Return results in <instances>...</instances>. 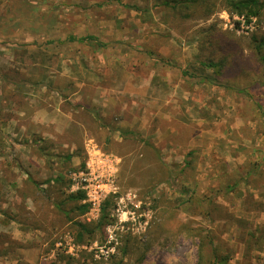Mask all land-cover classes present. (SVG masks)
Wrapping results in <instances>:
<instances>
[{
    "label": "rangeland",
    "instance_id": "374dc122",
    "mask_svg": "<svg viewBox=\"0 0 264 264\" xmlns=\"http://www.w3.org/2000/svg\"><path fill=\"white\" fill-rule=\"evenodd\" d=\"M68 1L0 0V27L25 28L29 32L22 39L31 43L26 50L0 48V96L11 94V80L41 72L30 54L32 31H39L42 38L68 37ZM162 1H75L83 11L76 8L71 14L86 12L92 21L103 18L106 25L126 29L119 40L121 53L127 52L123 64L128 62L138 78L151 79L149 87L148 83L131 90L148 98L151 91L153 108L146 114L144 108L138 114L127 113L135 127L116 130L115 138L105 129L99 132L97 147L117 157V189L99 208L84 199L81 203L89 210L71 213L73 220L95 228L83 242L77 239L78 227L55 205L81 190L73 175L87 169L93 146L74 139L72 147L65 131L56 136L58 145L38 143L34 137L19 160L12 157L11 147H0V186L2 179L23 184L16 196L0 188V224L8 219L2 210L17 213L25 224L24 229L16 223L5 225L9 232L0 233V252H5L0 264H197L196 229L204 236L215 235L213 243L233 255L230 264H240L243 231L264 222V106L260 109L247 94L261 95L264 103V79L258 72L252 78L242 72L255 65L253 35L264 34V20L245 23L226 9V0H208L187 9ZM105 42L107 55L111 42ZM212 59L223 60V68L209 67ZM119 72L124 73L123 65ZM10 134L0 130V140ZM67 155L72 157L66 161ZM185 161L191 164L185 166ZM28 174L41 183L51 176L65 182L50 183L48 193H41ZM231 177L243 183L242 195L238 188L227 192ZM108 199L109 218L98 227ZM76 203L68 201L63 209L70 211ZM18 207L24 208L23 217ZM102 249L111 252L106 256Z\"/></svg>",
    "mask_w": 264,
    "mask_h": 264
},
{
    "label": "crops",
    "instance_id": "0c3cea01",
    "mask_svg": "<svg viewBox=\"0 0 264 264\" xmlns=\"http://www.w3.org/2000/svg\"><path fill=\"white\" fill-rule=\"evenodd\" d=\"M75 1L85 0L68 1V37L46 35L42 38L39 31H32L34 40L30 54L33 65L41 72L10 79L14 83L11 94L0 96V130L11 132L7 140H0V147H11L12 157L16 160L21 159L24 146L33 144L34 137L38 143L48 141L58 145L56 136L65 131H68V144L72 147L76 145L74 139L97 147L100 131L105 129L111 138H115L116 130L125 132L135 127L134 120L126 119L127 113L138 114V109L144 108L146 114L147 109L153 108L151 91L148 98L131 90L133 86L144 88L148 83L149 87L151 79L138 78L129 69L127 61L123 64L127 52L121 53L119 40L126 29L106 25L103 18L92 21V16L86 12L71 14L76 8L82 10ZM88 18L91 20L89 25L86 24ZM9 29L13 28L0 27L1 49L4 46L17 50L30 48L31 43L24 44L22 39L28 30ZM60 30L58 33L62 32ZM9 40H12L11 44ZM105 40L111 42L107 55ZM120 65L124 66L123 74L119 72ZM25 177L22 173V182ZM19 183L17 181V188L23 187ZM0 188L9 190L13 185L7 181ZM5 225L0 224V231H9Z\"/></svg>",
    "mask_w": 264,
    "mask_h": 264
},
{
    "label": "trees",
    "instance_id": "16d2710c",
    "mask_svg": "<svg viewBox=\"0 0 264 264\" xmlns=\"http://www.w3.org/2000/svg\"><path fill=\"white\" fill-rule=\"evenodd\" d=\"M208 0H164L162 3H164L166 6H171L172 8H178L179 6H183L184 8H189L191 5L195 4H203L207 2ZM226 9L232 14L237 15L239 18L244 20L245 23L251 24L254 19H258L260 21L264 20V0H226ZM241 21H237L238 24H240ZM89 38V37H88ZM253 59L255 62V65H252L251 68L245 67L242 69V72L245 76H248L249 78H252L255 76L256 72H258L260 75L263 76L264 79V34L261 35H253ZM209 67L218 68L221 69L224 66V61H214L209 60L208 64ZM264 86V83L262 84ZM247 94L250 96L252 100L256 103V105L263 109L264 103H263V97L261 95L254 96L253 94L247 92ZM264 118V113H263ZM263 126V125H262ZM108 141L110 140L107 139ZM191 155H193V152H190ZM71 155L66 156V161L71 159ZM191 161H185V166H189ZM8 166H11L9 162H7ZM85 165V163L82 164V167ZM253 171H250L246 173L247 175L253 173ZM262 170L260 169L257 174L261 176ZM238 178V177H237ZM28 180H31L33 182V186L41 192V193H48L47 185L54 182H60L64 183L65 179L61 176L55 177L51 176L47 178L42 183L34 179L31 175L28 174L27 176ZM26 179V180H27ZM240 179V178H239ZM9 182L11 185H13V188H9V190L14 191V194H18L19 188H17V181H9L7 179H2V184H6V182ZM25 183V180H23ZM20 184V183H19ZM227 192H234L235 190H239L238 195H242V188L243 183H240L238 179L230 178L227 181L226 184ZM86 195L83 191L79 190L76 192H71L67 197L56 203V207L59 209H62L64 211L66 217L71 220L74 225L78 227L77 231V239L79 242H83L85 235L89 234L92 235L95 232V228L91 227L90 225L83 223L81 221H75L71 218V213L74 211H79L81 214L86 213L89 210V205L86 203H81L85 199ZM190 200V199H188ZM77 202L76 206L70 210L66 211L63 209V205L68 202ZM190 202V201H185ZM110 206H111V200L108 199L105 201L103 206V214L102 219L98 224V227H102L108 220L109 214H110ZM20 210L21 215L23 217V211L24 208H17ZM17 212V211H16ZM1 213L3 216H8L7 220H3L5 224L9 223H16L20 224L21 228L25 224L23 222H20L17 218V213L10 214L6 210H2ZM17 218V219H16ZM237 218V217H236ZM233 220H240L235 219L233 217ZM244 220V218H243ZM245 221V220H244ZM253 230H245L242 233V242L244 244L245 252L243 254V258L241 261H239L240 264H264V222L258 223V225L255 224V227L253 226ZM24 229V228H23ZM8 230V229H7ZM199 233L198 236L200 237V244L198 247L199 251V261L197 264H230V260L233 258V255L231 253H224L223 248L217 244L213 243V238L215 235H208L204 236L202 231L199 229H196ZM9 231H0V233H8ZM208 249H210V252L208 254ZM5 252H0V256L4 255ZM51 264H57L52 262Z\"/></svg>",
    "mask_w": 264,
    "mask_h": 264
},
{
    "label": "built area",
    "instance_id": "2783aa9c",
    "mask_svg": "<svg viewBox=\"0 0 264 264\" xmlns=\"http://www.w3.org/2000/svg\"><path fill=\"white\" fill-rule=\"evenodd\" d=\"M93 154L88 162L87 169L73 175L75 185L86 195L85 202L94 209L99 208L107 194L116 191L115 186V161L113 154L103 152L97 147L92 150ZM108 256L111 250L102 249Z\"/></svg>",
    "mask_w": 264,
    "mask_h": 264
}]
</instances>
